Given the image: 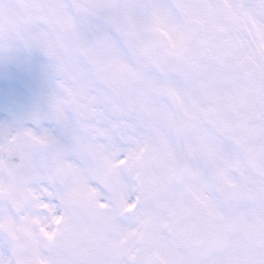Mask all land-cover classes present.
<instances>
[{
	"label": "snow or ice",
	"instance_id": "snow-or-ice-1",
	"mask_svg": "<svg viewBox=\"0 0 264 264\" xmlns=\"http://www.w3.org/2000/svg\"><path fill=\"white\" fill-rule=\"evenodd\" d=\"M0 264H264V0H0Z\"/></svg>",
	"mask_w": 264,
	"mask_h": 264
}]
</instances>
